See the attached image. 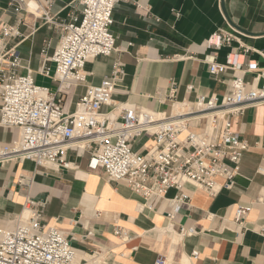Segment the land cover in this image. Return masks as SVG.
I'll list each match as a JSON object with an SVG mask.
<instances>
[{
    "label": "crops",
    "instance_id": "crops-1",
    "mask_svg": "<svg viewBox=\"0 0 264 264\" xmlns=\"http://www.w3.org/2000/svg\"><path fill=\"white\" fill-rule=\"evenodd\" d=\"M35 1L55 23L68 22L79 10L75 0ZM34 9L31 2L30 10L17 14L9 0H0V27L17 25L21 33L20 38L6 40L4 47L15 46L19 73L30 70L36 86L53 89L54 83L40 71L42 50L47 57L53 54L60 30ZM113 21L114 51L86 63V82L64 96V112L74 110L68 99H79L86 86L99 85L115 64H121L122 76L112 95L114 105L103 106L101 113L116 118L121 105L169 112L166 95L172 84L175 102L192 101L197 95L222 98L234 78L251 83L264 68V0H125L114 6ZM218 30L232 31L235 39L220 50L209 49L208 40ZM229 55L232 64L243 62L241 68L211 76L207 59L214 57L222 64ZM249 63L256 68L246 71ZM48 67L52 74L54 65ZM233 127L248 149L232 187L209 197L186 185L188 205L173 220L166 214L177 193L174 189L152 199L149 208L124 184L109 183L100 169H89L88 153L68 151V170L31 162L0 166V229L11 227L30 199L42 204V222L66 235L76 251V264H154L158 257L166 264H264V236L259 232L264 227V175L257 172L264 167V105L247 108ZM18 134L16 128L0 125V144L10 145ZM151 143V137L143 135L132 146L143 153ZM20 176L28 185H19ZM239 209L247 212L237 219ZM115 227L130 239H117ZM181 228L194 233L183 236Z\"/></svg>",
    "mask_w": 264,
    "mask_h": 264
},
{
    "label": "built area",
    "instance_id": "built-area-1",
    "mask_svg": "<svg viewBox=\"0 0 264 264\" xmlns=\"http://www.w3.org/2000/svg\"><path fill=\"white\" fill-rule=\"evenodd\" d=\"M125 0H75L79 10L65 23H55L35 0H9L17 14L30 10L47 24L59 28L57 46L50 57L42 50L41 74L54 83V88L36 86L30 70L22 69L15 46L5 49L4 42L20 38L17 25L0 27V125L16 128L18 138L10 145L0 144V166L9 162H31L35 167L53 166L71 169L66 153L86 152L88 168L100 169L107 182L124 184L144 199L145 204L163 197L168 190L177 193L169 200V220L188 205L186 185L215 197L230 189L238 176L239 166L248 145L241 140L233 123L247 108L264 105V68L257 71L251 83L234 78L230 92L218 98L197 95L192 101L175 102L172 84L166 99L169 112L119 106L116 118L101 113L103 106H112V95L122 76L121 64H115L110 76L97 86H86L85 93L75 103L74 110H63L64 96L72 88L85 84L87 62L108 57L115 49L113 9ZM50 7V4L48 5ZM235 37L232 31L218 30L208 40V48L220 50L230 46ZM247 52V50H245ZM48 63L54 65L50 74ZM208 73L216 77L227 68L239 70L243 65L232 64L229 55L225 63L214 57L207 59ZM256 68L248 64L246 71ZM188 91L192 87L187 88ZM179 106L173 114L174 106ZM116 107V106H114ZM143 135L152 143L143 152L133 149V142ZM264 175V167L257 169ZM20 176L19 185H28ZM41 203L25 200L23 215L9 228L0 229V264H76V251L66 235L42 222ZM247 209L236 211L237 219ZM77 221L71 222L76 225ZM264 236V227L260 229ZM181 235L194 233L192 228H181ZM113 235L121 242L129 234L115 227ZM196 257V254H193ZM154 264H166L158 257Z\"/></svg>",
    "mask_w": 264,
    "mask_h": 264
},
{
    "label": "bare ground",
    "instance_id": "bare-ground-1",
    "mask_svg": "<svg viewBox=\"0 0 264 264\" xmlns=\"http://www.w3.org/2000/svg\"><path fill=\"white\" fill-rule=\"evenodd\" d=\"M171 106V105H170ZM164 108V107H163ZM178 110H179V106L177 105V106H174V108H173V114L174 113H176V112H178ZM111 111V110H110ZM160 112V111H159ZM111 115V114H110ZM81 152H79V154H80ZM56 170V169H55ZM23 213V212H22ZM23 216L25 217L26 216V213H24L23 214ZM175 240V239H174ZM178 240V239H177Z\"/></svg>",
    "mask_w": 264,
    "mask_h": 264
},
{
    "label": "rangeland",
    "instance_id": "rangeland-1",
    "mask_svg": "<svg viewBox=\"0 0 264 264\" xmlns=\"http://www.w3.org/2000/svg\"><path fill=\"white\" fill-rule=\"evenodd\" d=\"M77 99H78V98H75V99H73V101H71L70 99L67 100L68 103H71V104H70V107H71L72 109L74 108L75 103L77 102Z\"/></svg>",
    "mask_w": 264,
    "mask_h": 264
}]
</instances>
